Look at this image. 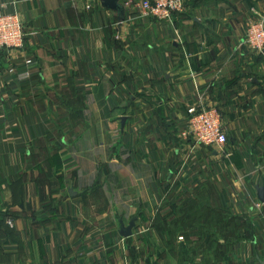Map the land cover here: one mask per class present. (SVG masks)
<instances>
[{"label":"crops","instance_id":"1","mask_svg":"<svg viewBox=\"0 0 264 264\" xmlns=\"http://www.w3.org/2000/svg\"><path fill=\"white\" fill-rule=\"evenodd\" d=\"M0 9L25 30L0 51V264H140L141 242L149 264L185 263L181 246L189 264H264V53L243 42L264 0H195L167 22L99 0ZM198 102L220 111V149L180 136ZM240 218L254 238L229 242ZM162 219L183 226L171 242Z\"/></svg>","mask_w":264,"mask_h":264},{"label":"built area","instance_id":"2","mask_svg":"<svg viewBox=\"0 0 264 264\" xmlns=\"http://www.w3.org/2000/svg\"><path fill=\"white\" fill-rule=\"evenodd\" d=\"M192 1L195 0H121L120 3L127 8L137 10L142 18L167 22L171 21L174 15L183 12L186 5ZM246 23L244 45L252 53H263L264 16L254 12ZM24 36L21 15L0 9V51L21 48ZM24 62L26 66H32L35 63L31 59H26ZM9 71L13 73L14 68H10ZM185 123L180 136L193 139L200 146H215L220 149L228 141L220 111L213 105L204 102L187 105Z\"/></svg>","mask_w":264,"mask_h":264},{"label":"trees","instance_id":"3","mask_svg":"<svg viewBox=\"0 0 264 264\" xmlns=\"http://www.w3.org/2000/svg\"><path fill=\"white\" fill-rule=\"evenodd\" d=\"M192 211H194L193 208H192ZM3 216H7V214L0 212V217H3ZM198 217L199 216L192 214L193 230L195 229L196 232L198 231L199 224L197 226V223H195L194 220ZM231 218H234V217H231ZM210 220H211V223H212L214 228L211 230H206V232H204L205 234L203 237H205V241L206 240L208 241L211 238L216 239L217 238L216 234H215L216 228H222V226L224 225L223 221L219 220L217 214L211 215ZM240 220L242 221V223L240 225H238V227H237V224H232L230 226L229 233L232 235V240H230L229 242L239 241L240 239H244V238H246L247 240H252L254 238L253 229H252L251 224L248 221V219L240 218ZM159 225L161 226L162 231L167 235V237L170 238V242H171L173 234L176 231L182 232V230H183V226L181 224V221L180 222L179 221H173V219H169V220L162 219L159 221ZM202 231H203V229H202ZM180 251L182 253V256H183V259L185 262L183 264H189L190 262L188 260V254H186L184 246H181Z\"/></svg>","mask_w":264,"mask_h":264},{"label":"water","instance_id":"4","mask_svg":"<svg viewBox=\"0 0 264 264\" xmlns=\"http://www.w3.org/2000/svg\"><path fill=\"white\" fill-rule=\"evenodd\" d=\"M121 0H99L102 7L116 12L119 19L124 18L125 10ZM264 53V51H263ZM257 199L260 203H264V183L257 187ZM135 219H131L127 225L122 224L120 227L119 234L121 237H128L132 234V229L135 226Z\"/></svg>","mask_w":264,"mask_h":264},{"label":"rangeland","instance_id":"5","mask_svg":"<svg viewBox=\"0 0 264 264\" xmlns=\"http://www.w3.org/2000/svg\"><path fill=\"white\" fill-rule=\"evenodd\" d=\"M134 247V248H133ZM145 244H143L142 242L139 244V247L138 248H136L135 246H131V252L132 253H136V255H137V263H140V264H149V261H150V259L149 258H144V257H146V253H145ZM148 251H150V249H148ZM160 260V258H159V256L157 255V258H155L154 257V259H153V261H151V262H154V264H163V262H160L159 261ZM170 264H171V262H170Z\"/></svg>","mask_w":264,"mask_h":264}]
</instances>
